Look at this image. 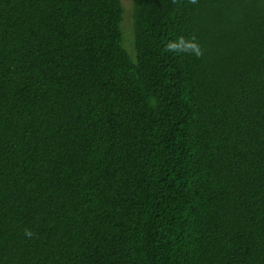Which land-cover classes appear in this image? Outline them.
Returning a JSON list of instances; mask_svg holds the SVG:
<instances>
[{
  "label": "trees",
  "instance_id": "trees-1",
  "mask_svg": "<svg viewBox=\"0 0 264 264\" xmlns=\"http://www.w3.org/2000/svg\"><path fill=\"white\" fill-rule=\"evenodd\" d=\"M0 0V264H264V0Z\"/></svg>",
  "mask_w": 264,
  "mask_h": 264
},
{
  "label": "rangeland",
  "instance_id": "rangeland-1",
  "mask_svg": "<svg viewBox=\"0 0 264 264\" xmlns=\"http://www.w3.org/2000/svg\"><path fill=\"white\" fill-rule=\"evenodd\" d=\"M121 2L124 8L123 22H121V30L123 33V46L129 55H133V29L130 27L132 21L131 17L133 4L132 0H121Z\"/></svg>",
  "mask_w": 264,
  "mask_h": 264
}]
</instances>
